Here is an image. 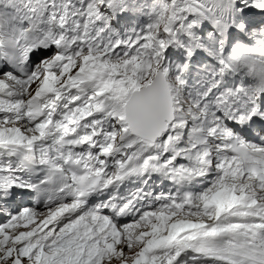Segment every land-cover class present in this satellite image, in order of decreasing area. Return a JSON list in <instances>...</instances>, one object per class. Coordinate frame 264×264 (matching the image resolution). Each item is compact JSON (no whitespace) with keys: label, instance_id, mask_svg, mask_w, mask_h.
Listing matches in <instances>:
<instances>
[{"label":"snow or ice","instance_id":"1","mask_svg":"<svg viewBox=\"0 0 264 264\" xmlns=\"http://www.w3.org/2000/svg\"><path fill=\"white\" fill-rule=\"evenodd\" d=\"M0 264H264V0H0Z\"/></svg>","mask_w":264,"mask_h":264}]
</instances>
